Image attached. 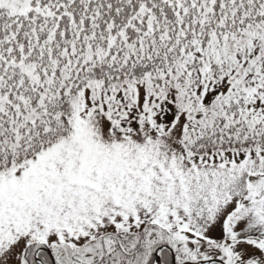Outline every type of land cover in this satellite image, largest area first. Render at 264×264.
I'll use <instances>...</instances> for the list:
<instances>
[{"label":"snow or ice","instance_id":"1","mask_svg":"<svg viewBox=\"0 0 264 264\" xmlns=\"http://www.w3.org/2000/svg\"><path fill=\"white\" fill-rule=\"evenodd\" d=\"M0 264H264V0H0Z\"/></svg>","mask_w":264,"mask_h":264}]
</instances>
